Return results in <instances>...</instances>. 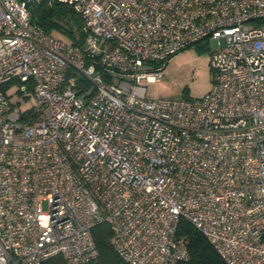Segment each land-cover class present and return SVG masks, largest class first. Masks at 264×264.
Wrapping results in <instances>:
<instances>
[{
    "label": "built area",
    "instance_id": "2783aa9c",
    "mask_svg": "<svg viewBox=\"0 0 264 264\" xmlns=\"http://www.w3.org/2000/svg\"><path fill=\"white\" fill-rule=\"evenodd\" d=\"M29 1L0 0V264H97L102 222L125 263L177 264L181 220L264 264V0H45L79 14L82 48ZM206 39L211 89L148 97Z\"/></svg>",
    "mask_w": 264,
    "mask_h": 264
},
{
    "label": "trees",
    "instance_id": "16d2710c",
    "mask_svg": "<svg viewBox=\"0 0 264 264\" xmlns=\"http://www.w3.org/2000/svg\"><path fill=\"white\" fill-rule=\"evenodd\" d=\"M35 4L36 8H31L33 23L40 25L47 33L62 34L72 45L82 48L85 36L84 23L72 7L59 2L47 3L45 0H35ZM111 233V228L106 222L98 223L91 230L99 251L97 264H127L112 249ZM177 233L186 236L189 251L188 259L179 261L177 264H226L209 241L188 221L179 222ZM44 264L65 263L58 255L47 259Z\"/></svg>",
    "mask_w": 264,
    "mask_h": 264
},
{
    "label": "rangeland",
    "instance_id": "374dc122",
    "mask_svg": "<svg viewBox=\"0 0 264 264\" xmlns=\"http://www.w3.org/2000/svg\"><path fill=\"white\" fill-rule=\"evenodd\" d=\"M53 35L69 42L60 33L55 32ZM217 47L216 40L206 39L173 55L165 65L162 78L157 82L148 84V97L199 98L205 95L211 89L215 78L210 60L212 52ZM16 89L15 86L13 91ZM16 97L17 95H13V100ZM32 101L33 98H28L27 104H31Z\"/></svg>",
    "mask_w": 264,
    "mask_h": 264
},
{
    "label": "water",
    "instance_id": "95a60500",
    "mask_svg": "<svg viewBox=\"0 0 264 264\" xmlns=\"http://www.w3.org/2000/svg\"><path fill=\"white\" fill-rule=\"evenodd\" d=\"M30 5L32 7V9H35L36 8V4H35V1L34 0H30Z\"/></svg>",
    "mask_w": 264,
    "mask_h": 264
}]
</instances>
